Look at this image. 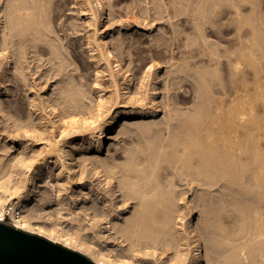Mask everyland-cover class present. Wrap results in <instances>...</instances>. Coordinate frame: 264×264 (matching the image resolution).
<instances>
[{"label": "bare ground", "instance_id": "obj_1", "mask_svg": "<svg viewBox=\"0 0 264 264\" xmlns=\"http://www.w3.org/2000/svg\"><path fill=\"white\" fill-rule=\"evenodd\" d=\"M12 200L55 243L65 209L153 263L264 264V0H0Z\"/></svg>", "mask_w": 264, "mask_h": 264}, {"label": "rangeland", "instance_id": "obj_2", "mask_svg": "<svg viewBox=\"0 0 264 264\" xmlns=\"http://www.w3.org/2000/svg\"><path fill=\"white\" fill-rule=\"evenodd\" d=\"M44 159L40 160L35 168H37ZM27 185H29V183ZM12 201L10 204L5 202L3 205V209L6 210L3 222L7 224H11L9 212H11V204H14L16 200ZM36 220L48 227L52 224L56 227L58 232H53L51 234L43 233L45 236L57 241V243L59 242L58 244L60 245L63 243L77 250V252L81 251L86 253L95 261L106 259L109 263H112L114 259H117L126 264H158L151 262V260L141 252L131 254L126 251L123 244L120 243V240L105 232L101 228L102 226L97 224V220H92L84 214H77L75 212L69 213V211L65 209L61 211L53 210L45 214L41 213L37 216ZM88 256L86 257L92 261Z\"/></svg>", "mask_w": 264, "mask_h": 264}, {"label": "water", "instance_id": "obj_3", "mask_svg": "<svg viewBox=\"0 0 264 264\" xmlns=\"http://www.w3.org/2000/svg\"><path fill=\"white\" fill-rule=\"evenodd\" d=\"M0 264H95L45 237L0 222Z\"/></svg>", "mask_w": 264, "mask_h": 264}]
</instances>
